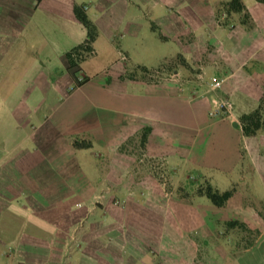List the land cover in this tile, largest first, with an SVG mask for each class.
I'll return each instance as SVG.
<instances>
[{
    "label": "crops",
    "instance_id": "obj_1",
    "mask_svg": "<svg viewBox=\"0 0 264 264\" xmlns=\"http://www.w3.org/2000/svg\"><path fill=\"white\" fill-rule=\"evenodd\" d=\"M242 1L251 27L243 14L220 11L230 0H0V110L21 112L0 120V264H124L128 254L131 264H264V215L237 190L238 181L264 177V130L245 136L239 120L264 94V3ZM75 5L85 6L100 35L93 54L70 67L66 54L87 39ZM38 17L51 24L41 27L50 30L45 45L51 34L54 41L34 52L23 38L33 36L31 23L41 26ZM148 22L188 63L158 82L128 75L126 65L130 41L140 42ZM98 46L118 60L85 68ZM213 78L222 80L216 91ZM214 97L232 101V114L212 117ZM7 126L15 132L5 134ZM146 127L150 154L235 188L226 205L173 197L146 209L131 199L124 208L110 203L111 181L121 191L131 181L122 148ZM26 217L34 218L32 233L12 234ZM144 221L151 231L136 226ZM228 221L257 236L242 242Z\"/></svg>",
    "mask_w": 264,
    "mask_h": 264
},
{
    "label": "rangeland",
    "instance_id": "obj_2",
    "mask_svg": "<svg viewBox=\"0 0 264 264\" xmlns=\"http://www.w3.org/2000/svg\"><path fill=\"white\" fill-rule=\"evenodd\" d=\"M225 5H226L225 3L221 4L220 11H228V8ZM149 7L151 6L148 5V8ZM142 11L147 13L148 12L147 7H145V9H142ZM242 19H243V15H242ZM227 20H228L227 18H224L221 22H226ZM34 22L38 23L41 26L37 27L35 26V24L32 23L29 25L28 27L29 33H34V34L33 36L31 35L29 37L26 36L23 38L25 43L30 45L28 47V50L31 49L32 51L36 52L39 46L42 49L44 48L45 50H50L54 41L53 35L51 34L50 37L51 42H48L47 45H45L46 36L43 33L46 32V30H48L49 28L44 29L42 32L41 27L46 28L51 24H49L48 20L43 19V17H38ZM146 27L148 28L147 32H146ZM146 27L142 29V35L144 36L143 37L141 36V40L139 43L136 42L132 44L133 41L132 40L130 41L131 42L130 45H133L132 46L133 52H131L128 55L129 61L126 62L129 71L128 75L131 76L132 74H134L138 77H142V78L146 77L147 80L151 82L154 81L158 82L170 78L172 75H174V72L176 70H178L181 66L183 67L182 60L178 58L179 55L177 54V52L179 51V45L174 41L163 40L160 36V32H159L160 28H158V25L148 22V25H146ZM35 28L37 30H35ZM152 29L154 30L156 29V31H152ZM145 47L148 48L147 51H145ZM42 49L40 54L43 53ZM98 49L100 50L98 56L93 57L92 60H89L88 61L89 63L85 65V68L91 66V64H94L97 61L104 62L105 60L111 61L112 57H114L115 60H118L119 58V56L113 52L107 51V53L105 54L102 46H98ZM92 54L93 52L91 53L85 52L83 53L82 58L85 59L91 56ZM40 57L43 58V55L42 56L40 55ZM78 59L80 60V57ZM138 66L146 67L151 71L145 72L139 69ZM192 70L193 72L194 71L198 72L199 69L198 67H196L195 69ZM0 114H1L0 120L2 119L4 121L12 122L16 120L14 116L15 115L20 116L21 112H17L16 110L13 111L0 110ZM12 132L15 131L14 128L10 126H7L4 130L5 134H10ZM76 141L82 142L85 145L89 144L87 140H76ZM146 145L143 146L141 143V134L139 136L130 137L128 141L124 144L122 151H124V153L127 156H130L131 158L130 160L133 165L131 170L132 172L130 173V176H128L129 177L128 179H130L131 177V181L126 182V184L124 185L126 186V189L122 191L117 189L119 187L118 181L114 180L111 181L113 184L112 183L109 184L110 192H108V194L110 193L109 195L110 203L111 202L115 203V206L119 208H124V204L128 202L129 199H131L133 201H136L141 206H144L146 209L149 208L147 207L148 203H152V204L155 203L158 206L159 205L164 206L163 204L165 202L163 199H169L172 197L174 199L184 198L188 201H192V200L195 201L194 199H197L195 203H200L204 200L207 201L208 203H212V201L207 196H202L198 194V189L202 187L206 189L208 183H211V181L213 183V184L211 183V185L215 189L218 190L222 189V191L219 190L220 192L231 190L225 188V186L216 184L217 182H215L216 181L215 178L209 179L207 174H205L204 177L202 175L204 173L201 174V172H198L196 170H191L181 167H177L175 169L174 167L169 166L164 158L156 157L150 154L147 151ZM92 151L93 153L100 156L99 149H95V150L93 149ZM87 154L90 153L87 152ZM100 158L101 157H98L99 160L98 162L101 164L102 161ZM87 165H88V159L87 157H85L84 160L83 159L81 160V165H80L82 166L81 168L85 173H87L88 170ZM263 178L264 177L262 176L261 181H259L255 175V177L251 176L250 180L247 181L246 184L238 181L240 186L237 188V190L239 191L240 193L239 195L242 196V200H244L245 203H248L253 207H256L258 212L264 215V201L259 199V198H264ZM132 180L134 183L132 182ZM99 188L100 186L97 187V189ZM98 192H100V190H98ZM96 200H100V199H96ZM78 206L81 207L80 204ZM96 208L97 207L95 206V202H94L92 209L95 210ZM7 213L10 214L9 211ZM32 219L34 218L26 217L25 218L26 221L19 224V229L16 230L12 229V234L14 233L20 237L31 234L33 231L32 221H31ZM229 223L230 222L228 221L224 224V227L227 231H229L234 227V226L231 227ZM9 225L10 224H7V226ZM136 226L142 231L145 228L151 231L152 224L144 221V222H138ZM235 229L240 233V239L242 242L244 241L245 237H247V241L249 240L253 241L257 236L255 231H246L240 226L235 227ZM2 233L3 234H1L0 237L4 236V232ZM74 240L77 241L79 239H73L72 241ZM123 260H124V264H129L130 261H132V258L129 256V254L123 255ZM2 264H4V262Z\"/></svg>",
    "mask_w": 264,
    "mask_h": 264
},
{
    "label": "trees",
    "instance_id": "obj_3",
    "mask_svg": "<svg viewBox=\"0 0 264 264\" xmlns=\"http://www.w3.org/2000/svg\"><path fill=\"white\" fill-rule=\"evenodd\" d=\"M257 1L264 3V0H257ZM225 6L228 8V12L243 14L242 22L248 27H251V17L242 0H230V2H228ZM74 13L77 19L87 29V39L84 43L74 47L71 51H69L66 54V58L68 60L70 67H76L78 63L84 60L82 58L83 53L85 52L91 53L94 51L93 44L100 35V31L97 25L88 16L84 5H75ZM79 57L80 60L78 59ZM178 58L182 60V64L184 66H188V63L182 57V55H179ZM138 67L139 69L145 72H149V70L146 67H140V66ZM239 120L241 124V129L245 136H255L264 129V94L260 100L258 107L251 112L241 114ZM150 132H151L150 127H146L143 129L141 134V143L143 146L147 144L148 136ZM74 144L77 148L90 147V144L85 145L84 143L79 141H75ZM234 193H235V188L231 190H227L225 192H220L218 189H215L210 183H208L206 189H204L203 187L198 189L199 195L207 196L212 201V203L218 207H222L226 205V203L234 195ZM229 225L231 227L240 226L243 229L248 230L245 224L240 223L238 221H230Z\"/></svg>",
    "mask_w": 264,
    "mask_h": 264
},
{
    "label": "built area",
    "instance_id": "obj_4",
    "mask_svg": "<svg viewBox=\"0 0 264 264\" xmlns=\"http://www.w3.org/2000/svg\"><path fill=\"white\" fill-rule=\"evenodd\" d=\"M222 80L213 78L210 82V90L216 91L221 88ZM210 115L216 118H223L232 114L234 104L227 98L214 97L211 99Z\"/></svg>",
    "mask_w": 264,
    "mask_h": 264
}]
</instances>
